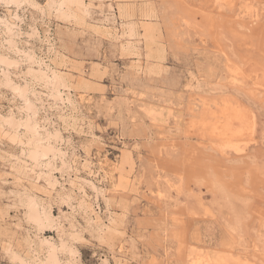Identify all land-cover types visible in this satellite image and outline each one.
<instances>
[{
	"label": "rangeland",
	"instance_id": "obj_1",
	"mask_svg": "<svg viewBox=\"0 0 264 264\" xmlns=\"http://www.w3.org/2000/svg\"><path fill=\"white\" fill-rule=\"evenodd\" d=\"M50 246L264 264V0H0V264Z\"/></svg>",
	"mask_w": 264,
	"mask_h": 264
},
{
	"label": "bare ground",
	"instance_id": "obj_2",
	"mask_svg": "<svg viewBox=\"0 0 264 264\" xmlns=\"http://www.w3.org/2000/svg\"><path fill=\"white\" fill-rule=\"evenodd\" d=\"M6 1V0H5ZM55 1V0H54ZM53 2V1H52ZM58 2V1H57ZM8 3H10V2H8ZM14 3V2H13ZM55 4H57V3H55ZM110 5V4H109ZM108 8V7H107ZM118 9H120V8H118ZM119 11V10H118ZM121 12V11H120ZM124 12V11H123ZM119 13V12H118ZM140 13V12H139ZM113 14V13H112ZM124 14L126 15L127 13H126V11L124 12ZM121 15H123V14H121ZM124 15V16H125ZM121 18V17H120ZM122 24V23H121ZM127 31H129V30H127ZM129 33V32H128ZM131 35V34H130ZM2 59V58H1ZM31 60V59H30ZM32 61V60H31ZM5 63V62H4ZM6 63H8V62H6ZM33 63V62H32ZM31 63V64H32ZM8 65V64H7ZM36 73V72H35ZM39 73H41V72H39ZM40 75V74H39ZM4 76H6V75H4ZM33 76H35L34 74H33ZM25 84V83H24ZM15 86V85H14ZM26 86H27V84H26ZM25 87V86H24ZM58 87V86H57ZM26 88V87H25ZM15 89V88H14ZM24 90V89H23ZM56 90V89H55ZM18 91V90H17ZM25 91V90H24ZM26 91H27V89H26ZM29 91V90H28ZM51 91V93H52V90H50ZM54 91V90H53ZM56 92V91H55ZM54 92V93H55ZM25 93H23V91L22 90H19L18 91V94L17 95H19V97L20 98H24L25 97V95H24ZM31 94V93H30ZM53 94V93H52ZM56 96V95H55ZM58 96H56V98H57ZM51 98V97H50ZM53 98H54V94H53ZM55 99V98H54ZM54 101V100H53ZM28 102H30V101H28ZM31 103V102H30ZM27 104V103H26ZM34 106V105H33ZM158 107V106H157ZM25 110H28L30 107H27V105L25 106L24 105V107H23ZM33 111H34V109H33ZM28 112V111H27ZM120 119H121V117H120ZM133 119V118H132ZM29 120V119H28ZM27 120V121H28ZM6 123H7V125L9 124L11 127H12V125H11V123H13L12 122V120H11V122L10 121H5ZM9 126V127H10ZM26 126H27V122H26ZM14 127V126H13ZM18 128V127H17ZM28 129V128H27ZM34 131V130H33ZM46 133V132H45ZM44 133V134H45ZM52 134V133H51ZM50 134V135H51ZM41 135V134H40ZM46 135V134H45ZM47 136H48V134H47ZM47 136H44L43 138H46ZM33 137H35V138H33ZM31 136V138H33V140H35L37 137L36 136ZM49 137V136H48ZM51 137V136H50ZM54 137V136H53ZM40 138V137H39ZM43 138H41L42 140H43ZM48 139V138H47ZM47 139H45V140H47ZM51 139V138H50ZM50 139H48V140H50ZM53 139V138H52ZM47 140V141H48ZM54 141H55V139H53ZM32 141V140H31ZM41 142V140H38L37 141V139H36V141H32L31 143H32V148L29 150L30 151V153H29V155L27 154V157H30V159H32V160H34L35 162H36V160L40 157H44V156H47V153H50V151H51V145H50V148L49 147H47V146H49V145H44L42 142V144L40 143ZM44 142V141H43ZM50 142V141H49ZM49 142H48V144H49ZM32 150V151H31ZM53 150H54V148H53ZM52 153V152H51ZM34 163V162H33ZM19 199V198H18ZM17 199V200H18ZM25 201V200H24ZM20 205V204H19ZM24 205V204H23ZM29 210H30V215L29 216H31V218H32V220H34V221H37V216H39V215H37V213H36V211L33 209V206L30 204L29 205ZM29 212V211H28ZM28 216V217H29ZM42 216V215H41ZM47 216V215H46ZM30 218V219H31ZM39 219V218H38ZM51 219V218H50ZM50 219H48V220H50ZM38 222V221H37ZM40 222H41V220H40ZM28 223V222H27ZM159 237V236H158ZM40 243V242H39ZM32 244V243H31ZM50 245V244H49ZM52 245V244H51ZM34 247V246H33ZM51 248H49V250L47 251L48 252V255H46V260H45V263H43V264H59L58 262L59 261H57V257H56V254H55V250H56V248H55V246H50ZM59 248V247H58ZM63 249V248H62ZM61 249V250H62ZM14 254V253H13ZM21 260V259H20ZM198 261V260H197ZM44 262V261H43ZM206 262V261H205ZM217 262V261H216ZM207 263V262H206ZM213 264V263H212Z\"/></svg>",
	"mask_w": 264,
	"mask_h": 264
}]
</instances>
